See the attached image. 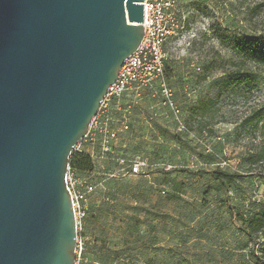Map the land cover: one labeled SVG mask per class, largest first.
<instances>
[{"label":"rangeland","instance_id":"obj_1","mask_svg":"<svg viewBox=\"0 0 264 264\" xmlns=\"http://www.w3.org/2000/svg\"><path fill=\"white\" fill-rule=\"evenodd\" d=\"M172 17L163 80L186 130L146 89L124 96L139 99L148 123L120 130V107L108 112L110 150L93 126L97 158L76 172L95 184L77 264H264V53L237 49L255 37L264 45V0H176ZM137 156L146 166L131 175Z\"/></svg>","mask_w":264,"mask_h":264},{"label":"water","instance_id":"obj_2","mask_svg":"<svg viewBox=\"0 0 264 264\" xmlns=\"http://www.w3.org/2000/svg\"><path fill=\"white\" fill-rule=\"evenodd\" d=\"M144 0H0V264H74L69 157L143 37Z\"/></svg>","mask_w":264,"mask_h":264},{"label":"built area","instance_id":"obj_3","mask_svg":"<svg viewBox=\"0 0 264 264\" xmlns=\"http://www.w3.org/2000/svg\"><path fill=\"white\" fill-rule=\"evenodd\" d=\"M176 10V0H144L143 1V37L137 49L131 53L121 65L115 81L109 86L107 93L100 102L96 115L90 122L86 135L76 144L73 150L84 152L83 141L89 136H94L91 129L93 126L98 129L104 128V134L101 140L103 152L109 150L108 139L115 135V130L107 129V114L113 105L118 104L123 93L128 90L138 91L146 89L152 96L158 97V103L165 110L170 112L173 117L176 128L179 131L186 130L182 119L181 109L177 105L173 92L163 80L164 63L166 52L164 50L165 41L173 34L177 23L174 21L172 14ZM160 80L159 89L155 87V82ZM156 115V112H153ZM99 116L104 117L105 121H100ZM128 128L127 122H122L120 130ZM90 157L93 156L90 154ZM121 163L123 159L119 160ZM145 162L138 156L130 161L127 170L131 175L140 174ZM67 185L71 194L72 206L74 209L77 231L81 228L82 220L86 213L87 195L95 189V184L87 179H79L74 170L68 167L66 174ZM81 238L77 235V249L81 245ZM76 258V256H75ZM74 264H77L75 259Z\"/></svg>","mask_w":264,"mask_h":264},{"label":"trees","instance_id":"obj_4","mask_svg":"<svg viewBox=\"0 0 264 264\" xmlns=\"http://www.w3.org/2000/svg\"><path fill=\"white\" fill-rule=\"evenodd\" d=\"M237 49L239 52L244 53L246 55H251L252 57H255L257 55H262L264 53V45L261 46L258 42L257 37L254 39H244L241 40L237 46ZM254 128L257 127V123L253 125ZM256 157L258 159L264 158V132L262 133V139H261V145L257 150ZM69 167L74 170V173L76 175V171H90L93 168V161L89 154L85 152H77L73 150L69 157ZM217 172V177H220Z\"/></svg>","mask_w":264,"mask_h":264},{"label":"crops","instance_id":"obj_5","mask_svg":"<svg viewBox=\"0 0 264 264\" xmlns=\"http://www.w3.org/2000/svg\"><path fill=\"white\" fill-rule=\"evenodd\" d=\"M125 92L123 93L122 97L119 99L118 104L113 105V108H119L120 107V111L122 112V116L124 118V120L121 121H127L128 125L130 126V128L137 126L138 124H144V123H148V121L146 120V116L145 113L140 109L139 107V99L137 97H134L133 99H127L125 100ZM121 104V105H120ZM111 109V110H112ZM149 118H151L150 116H147ZM144 129L147 131L148 129L150 130V125L149 128H145ZM97 134V133H96ZM89 136L85 141H83V149L84 152L87 154H91L93 156L92 161L97 158L96 155L93 152V143L95 140V136ZM88 141V144L86 143ZM109 144V150L111 149L113 144ZM100 145H101V141H100ZM77 172V171H76ZM85 223V222H84ZM84 239H88L87 237V227H84V233H83Z\"/></svg>","mask_w":264,"mask_h":264}]
</instances>
